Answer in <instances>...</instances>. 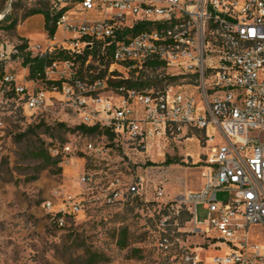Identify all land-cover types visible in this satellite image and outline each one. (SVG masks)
<instances>
[{
    "label": "built area",
    "instance_id": "1",
    "mask_svg": "<svg viewBox=\"0 0 264 264\" xmlns=\"http://www.w3.org/2000/svg\"><path fill=\"white\" fill-rule=\"evenodd\" d=\"M52 6L66 8L53 36L27 43L23 52L9 43L0 47V109L13 101L24 114L59 111L77 126L97 128L93 136L77 133L87 140L83 150L60 142L47 153L59 166L89 153L104 172L111 165L128 169L130 153L150 154L186 129L204 131L207 144L217 136L219 142L206 147L201 189L179 195L178 203L191 233L212 240L215 250L224 246L212 264H264V243L251 239L264 231V0H57ZM86 14L94 17L77 19ZM137 25L142 30L134 34ZM25 56L48 63L31 76L33 62L24 65ZM12 65L19 69L8 70ZM145 71L156 73L162 85H127ZM3 128L0 121V148ZM90 171L85 163L83 193L91 190ZM142 189V178L110 180L100 200L112 205ZM220 192L227 199L218 201ZM154 197L163 199L161 186ZM198 205L206 213L202 222ZM44 208L64 228L84 206L55 189ZM158 224L157 246L167 253V218ZM167 255L172 264L173 254ZM182 260L200 264L195 252Z\"/></svg>",
    "mask_w": 264,
    "mask_h": 264
},
{
    "label": "rangeland",
    "instance_id": "2",
    "mask_svg": "<svg viewBox=\"0 0 264 264\" xmlns=\"http://www.w3.org/2000/svg\"><path fill=\"white\" fill-rule=\"evenodd\" d=\"M32 2L0 0V47L5 43L21 44L19 35H30L28 43L40 37L43 29L38 16L23 24L21 20L20 5ZM69 6L73 8L74 1ZM93 17L94 14H86L77 19ZM14 19L18 20L15 29L7 30L6 26ZM57 36H63L61 29ZM12 68L19 69L8 66V70ZM154 75L150 71L143 73L147 80H153ZM0 121L4 126L0 148V264H168L167 254H173L172 264H187L182 258L189 252H195L200 264H212L214 256L224 254V246L217 252L212 240L191 233L190 221L175 213L183 207L178 196L202 186L206 147L219 142L217 136L213 144H207L204 131L186 129L168 135L160 148L153 147L150 154L130 153L128 169L111 165V171L104 172V165L89 153L74 156L68 166L46 164L35 157L37 150L47 152L48 146L60 142L84 149L87 140H80L72 132L77 125L68 113L24 114L10 101L0 109ZM23 133L26 135L18 139ZM85 163L94 176L91 190L83 193L79 180L85 173ZM118 169L122 172H115ZM138 178L143 180L140 195H131L112 205L100 200V189L108 181L128 184ZM156 186L164 191L159 201L154 197ZM55 189L74 196L84 206L82 213L68 220L64 228L52 224L44 208ZM227 197L228 193L217 195L218 201ZM196 213L199 222L206 218L201 205L196 207ZM159 218L168 220L165 235L171 247L167 253L157 246L162 233ZM122 229L127 231L125 249H120L117 243ZM257 231L253 229L250 233ZM251 239L263 244L264 231L257 237L251 235Z\"/></svg>",
    "mask_w": 264,
    "mask_h": 264
},
{
    "label": "trees",
    "instance_id": "3",
    "mask_svg": "<svg viewBox=\"0 0 264 264\" xmlns=\"http://www.w3.org/2000/svg\"><path fill=\"white\" fill-rule=\"evenodd\" d=\"M33 2L31 4H22L20 5V7L23 8V15L21 17V20H25L28 17L34 16V15H38L41 14L44 17V30L47 33L48 36H53V34L56 31V20L58 19V17L66 11V8L64 9H60V10H56L53 8L52 3L48 0H32ZM18 23L17 19L11 20L8 25L6 26L7 30H13L15 29L16 25ZM142 28L141 25H137L133 28L132 32L135 33H139L141 32ZM21 44H16V46L23 52L24 49L27 47V40L22 38L20 39ZM33 62V65L30 67L29 72L30 75L33 76L35 73L39 72L42 70L43 66L48 63V61H40V60H30L28 56H25L24 58V65H26L29 62ZM154 73V72H153ZM156 74V73H154ZM170 82H176V79H171L169 80ZM163 83V79L159 80L157 78L156 75H154L153 80H147L146 78H144L143 76H140L137 78V80L135 81H130L127 83L128 86L136 88V89H142L145 86H161ZM29 132H31V130H28ZM97 128H87L84 126H76L72 132L73 133H80L84 136H93L95 134H99L97 132ZM26 134H19L18 135V139H21L22 137H24ZM35 157H39L42 159L43 162H45L46 164H56L57 162L52 160L50 158V156L48 155V153L46 151H42V150H37L34 153ZM181 213V215H185L186 216V220H189V215L186 211V209L184 207L180 208V210L178 211L179 215ZM54 224V223H52ZM118 243V247L120 249H125L127 247V231L126 229H122L120 231V238L117 241ZM135 253L137 252L136 250H134Z\"/></svg>",
    "mask_w": 264,
    "mask_h": 264
},
{
    "label": "crops",
    "instance_id": "4",
    "mask_svg": "<svg viewBox=\"0 0 264 264\" xmlns=\"http://www.w3.org/2000/svg\"><path fill=\"white\" fill-rule=\"evenodd\" d=\"M28 1H32V0H28ZM48 1H50L51 3L52 2H55V1H57V0H48ZM62 7H64V6H62ZM39 17L40 18V20H41V23H42V29H43V32L41 33V35H40V37L38 38V39H36V41L35 42H40V41H42L46 36H47V33L45 32V30H44V17H43V15H41V14H38V15H34V16H31V17H28V18H26L23 22H22V24L23 23H26V22H28L30 19H32L33 17ZM21 24V25H22ZM21 25H19L18 26V29L20 28V26ZM57 33V32H56ZM21 38H23V39H25V40H30L31 39V37H30V35H26V36H22V35H19ZM203 184V183H202ZM202 187V186H201ZM201 187L199 188V189H201ZM199 189H196V190H192V191H197V190H199ZM203 209V208H202ZM204 211V210H203ZM220 250H222L221 248H220ZM220 250L218 249L217 250V252H220ZM225 250V249H224Z\"/></svg>",
    "mask_w": 264,
    "mask_h": 264
}]
</instances>
